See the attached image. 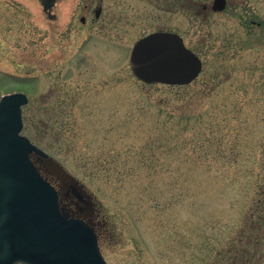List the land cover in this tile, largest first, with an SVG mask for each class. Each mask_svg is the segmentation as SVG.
<instances>
[{"label": "rangeland", "instance_id": "1", "mask_svg": "<svg viewBox=\"0 0 264 264\" xmlns=\"http://www.w3.org/2000/svg\"><path fill=\"white\" fill-rule=\"evenodd\" d=\"M213 1L0 0V96L29 95L35 160L108 264H264V0ZM166 30L203 60L187 85L131 69Z\"/></svg>", "mask_w": 264, "mask_h": 264}, {"label": "water", "instance_id": "2", "mask_svg": "<svg viewBox=\"0 0 264 264\" xmlns=\"http://www.w3.org/2000/svg\"><path fill=\"white\" fill-rule=\"evenodd\" d=\"M55 0H43L51 7ZM227 0H214L222 11ZM130 64L146 83L188 84L202 59L177 33L158 31L138 40ZM23 92L0 101V264H107L94 230L61 207L55 187L43 178L30 153L47 155L21 134Z\"/></svg>", "mask_w": 264, "mask_h": 264}, {"label": "flooded vegetation", "instance_id": "3", "mask_svg": "<svg viewBox=\"0 0 264 264\" xmlns=\"http://www.w3.org/2000/svg\"><path fill=\"white\" fill-rule=\"evenodd\" d=\"M102 10H103V8H102V6H98L97 7V9H96V19H94V21H98V19L100 18V15H101V13H102ZM82 20L83 21H85L86 22V18L84 17V18H82ZM31 158L34 160V162L36 163V165L38 166V161H36L35 160V157H37L38 158V160H43V159H45L44 157H42V156H40V155H38L37 153H32L31 155ZM38 168H39V166H38ZM40 169V168H39ZM41 170V169H40ZM42 172V171H41ZM43 173V172H42ZM76 191V190H75ZM73 193V192H72ZM74 194V193H73ZM77 194H78V197H76L77 199H79L81 202H85V199L83 198V194H81V193H79V192H77ZM67 195H69L68 193H67ZM61 202H62V200H61ZM62 204L68 209V211L70 212V214H71V216H73V217H79V218H82V219H84L80 214H79V212H81L82 211V207L80 206V203H77V208H78V211L76 210V209H74V208H72L71 206H70V204L69 203H65V202H62ZM76 211H77V213H76ZM87 221V220H86ZM88 222V221H87ZM93 228H94V230L96 231V233H97V235H98V232H97V229H96V227L92 224V223H90V222H88ZM99 237V236H98Z\"/></svg>", "mask_w": 264, "mask_h": 264}, {"label": "trees", "instance_id": "4", "mask_svg": "<svg viewBox=\"0 0 264 264\" xmlns=\"http://www.w3.org/2000/svg\"><path fill=\"white\" fill-rule=\"evenodd\" d=\"M229 264V263H228Z\"/></svg>", "mask_w": 264, "mask_h": 264}]
</instances>
